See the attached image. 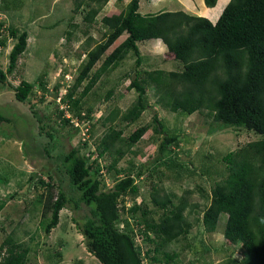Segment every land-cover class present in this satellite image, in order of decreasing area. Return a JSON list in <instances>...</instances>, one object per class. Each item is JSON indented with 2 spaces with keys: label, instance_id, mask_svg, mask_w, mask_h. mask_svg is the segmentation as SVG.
I'll list each match as a JSON object with an SVG mask.
<instances>
[{
  "label": "trees",
  "instance_id": "obj_1",
  "mask_svg": "<svg viewBox=\"0 0 264 264\" xmlns=\"http://www.w3.org/2000/svg\"><path fill=\"white\" fill-rule=\"evenodd\" d=\"M107 1L75 0L76 10L83 4L89 6L83 15L87 27L99 23L105 31L102 39L86 52L88 59L73 84L67 85L61 100L65 107L56 106L55 120H63L62 129L69 127L71 131H78L79 126L72 121L76 118L82 121L81 129L90 134L92 124H85L91 121L92 109L87 108L82 113V98L105 73L117 68L131 53L135 56V69L127 89L135 91V99L125 109L113 108L104 118L105 122H137L150 106L151 93L156 103L168 111L191 115L206 110V114L223 127H244L260 135L222 155L225 173L213 183L208 202L196 220L206 232H214L220 215L226 214L224 238L229 244L239 246L241 258L235 259L228 254L221 264H264V0H229L214 23L183 10L142 13L140 0H129L120 12L99 18ZM216 1L203 0L207 7H213ZM10 2L18 6L16 0H11L4 1V7L8 8ZM122 35L125 36L123 40L110 49ZM8 38L15 42L7 54L6 69L0 68V88L6 85L7 75L13 73L26 50L29 33L26 29L10 26L1 18L0 52L6 47ZM150 39H160L181 68H142L143 55L138 43ZM98 61H101L99 66L91 73ZM84 80L81 92L76 93L75 88ZM39 83L45 90L41 80ZM11 88L14 99L27 103L36 117L31 97L38 95L33 84L21 79ZM112 94L111 88L105 98ZM68 111L71 117H65ZM48 118H37L38 127L40 134L47 133L52 138L57 131L51 124L45 125L43 120ZM2 122H11V119L0 113ZM150 128L161 135L155 158L159 162L150 171L158 172L156 169L168 159L169 168L193 173L190 167H184L171 157L181 139L164 128L157 113L150 123L138 125L125 139L122 130L110 125L97 145L98 155L103 157L106 152L112 155L108 165L101 166L100 161L91 164L94 152L81 153L77 146L65 154L63 165L67 181L76 196L69 197L66 191L58 190L45 232L57 226L59 212L70 199L74 208L85 210L84 220L77 227L87 251L100 264H144V259L148 264L177 262L179 252L170 245L185 238L193 226L185 214L186 210L190 214L198 207L188 200L191 191L185 190L181 197L173 193L160 196L154 188L151 199L155 209H147L135 201L139 191L136 180L144 174L146 164L135 174L116 168L125 150L136 144ZM116 142L126 144V148H118L113 154L111 147ZM103 169L123 175L111 187L103 188L100 175ZM39 182L44 188L49 185L40 178ZM126 197H130L131 204L127 205L129 199ZM8 198H0V211ZM28 253L26 244L16 242L7 234L0 243V264H26Z\"/></svg>",
  "mask_w": 264,
  "mask_h": 264
},
{
  "label": "rangeland",
  "instance_id": "obj_2",
  "mask_svg": "<svg viewBox=\"0 0 264 264\" xmlns=\"http://www.w3.org/2000/svg\"><path fill=\"white\" fill-rule=\"evenodd\" d=\"M4 1L11 0H0V19L20 30L26 29L29 38L15 70L7 75L6 85L0 88V113L11 119V122L0 123V198L12 197L8 198L0 211V243L7 234H11L16 242L26 244L29 247L26 264H100L87 251L84 237L77 227L84 220L85 210L82 207L74 208L70 199L59 212L57 226L49 233L45 232L58 190L66 191L69 197L76 196L67 181L64 156L72 147L77 146L81 153L89 150L94 152L91 164L100 161L101 166L108 165L113 159L112 155L106 152L102 157L98 155L100 148H97L108 127L112 125L114 129L122 130L125 139L138 125L150 123L154 113H157L164 128L169 133L178 134L181 139L171 157L184 167H190L193 173L169 168L168 159L166 164L156 169L158 172L150 171L159 162L155 158L161 140V135L152 128L129 150H125L116 168L135 174L146 164L143 167L144 174L136 180L139 191L135 201L147 209H155L151 199L154 188L160 196L173 193L181 197L185 190L191 191L188 200L198 207L190 214L189 210L185 211L188 219L193 222L188 235L170 245V248L179 252L178 261L174 264H221L225 263L228 254L240 259L239 246L229 244L223 235L227 217L225 213L220 215L214 232H206L196 218L201 216L208 202L213 183L225 173L222 155L260 135L244 127H223L208 116L206 110L191 115L168 111L156 103L155 96L150 92V106L137 122H105L104 118L113 108L125 109L135 99V91L127 89L135 69V56L131 53L126 55L117 68L105 73L82 98V113L87 108L92 109L91 121L85 124H92L90 134L86 129H81L82 121L78 122L76 118H72V121L78 123V131H71L69 127L62 129L64 123L61 119L55 120V108L57 105L65 107L61 100L67 85L73 84L88 59L86 52L102 39L105 28L100 27L99 23L87 27L83 15L89 6L83 4L76 10L75 0H16L18 6L10 2L8 8L4 7ZM128 1L108 0L98 17L120 12ZM187 5L190 7L187 8ZM203 6L207 8L203 0H140L139 9L142 13L186 9L187 13L201 14ZM124 37L120 36L110 49ZM14 42L8 38L6 47L0 52L2 70L8 65L7 54ZM138 46L143 55L144 69L179 70L182 66L160 39L145 40L138 43ZM100 62L95 64L91 73ZM21 79L32 83L38 95L31 97L36 117L27 103L14 99L11 86H17ZM40 80L45 90L40 86ZM85 83L86 80L75 88V92L80 93ZM111 88L113 94L106 99V93ZM70 115L69 111L65 112V117ZM39 117H49L43 122L45 125L51 124L57 131L52 138L47 133L40 134ZM118 148L125 149L126 144L116 142L111 147L112 153L115 154ZM100 175L103 188H108L123 173L117 175L113 170H104ZM39 178L49 185L44 188ZM126 199H129L127 205L131 204L130 197ZM144 264H148L147 259H144Z\"/></svg>",
  "mask_w": 264,
  "mask_h": 264
},
{
  "label": "crops",
  "instance_id": "obj_3",
  "mask_svg": "<svg viewBox=\"0 0 264 264\" xmlns=\"http://www.w3.org/2000/svg\"><path fill=\"white\" fill-rule=\"evenodd\" d=\"M229 0H217L216 4L213 7H204L201 10L202 13L201 14H194V15H198V16H203L208 18L211 22H215L217 20V18L219 17L220 13L222 12L223 8L225 7V5L228 3ZM194 5V4H193ZM197 7V4H195ZM189 5H187L188 8ZM190 7V6H189ZM195 7V8H196ZM182 10V9H181ZM186 10V9H185ZM184 10V11H185ZM196 12H198V8H196ZM160 11V10H159ZM192 12V11H191ZM190 13V12H189ZM193 14V13H192Z\"/></svg>",
  "mask_w": 264,
  "mask_h": 264
},
{
  "label": "built area",
  "instance_id": "obj_4",
  "mask_svg": "<svg viewBox=\"0 0 264 264\" xmlns=\"http://www.w3.org/2000/svg\"><path fill=\"white\" fill-rule=\"evenodd\" d=\"M73 123H74V125H78V123H77V122H74V121H73Z\"/></svg>",
  "mask_w": 264,
  "mask_h": 264
}]
</instances>
